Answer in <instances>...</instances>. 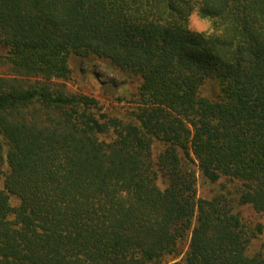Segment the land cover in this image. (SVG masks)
Returning <instances> with one entry per match:
<instances>
[{"label":"trees","instance_id":"trees-1","mask_svg":"<svg viewBox=\"0 0 264 264\" xmlns=\"http://www.w3.org/2000/svg\"><path fill=\"white\" fill-rule=\"evenodd\" d=\"M0 46V264H264V0H0ZM72 56L142 80L134 122L64 92Z\"/></svg>","mask_w":264,"mask_h":264},{"label":"rangeland","instance_id":"rangeland-1","mask_svg":"<svg viewBox=\"0 0 264 264\" xmlns=\"http://www.w3.org/2000/svg\"><path fill=\"white\" fill-rule=\"evenodd\" d=\"M189 29L195 33L212 34L214 23L203 19L198 13H193L189 19ZM7 52L0 46V76L8 73V68L3 65L2 56ZM71 70L67 80H59L56 83L63 88L68 95H80L94 99L98 102L99 110L96 114H105L109 118L118 119L124 123L134 122L135 114L139 106V90L142 80L128 72H123L114 67L111 62L97 57L81 58L72 56L69 60ZM203 95L207 98H215L218 93L212 83H207L203 88ZM198 196L201 199H211L223 188H227L235 198L238 194L239 183L223 178L217 184L207 182L202 174L197 172ZM163 188L164 185L160 184ZM13 207H18L19 202L12 198ZM243 221L249 227L262 228L263 232L251 244L249 253H264V214L256 213L251 207L242 206L236 208ZM14 220L13 217L10 218ZM189 251V238L179 246V256L175 260H183Z\"/></svg>","mask_w":264,"mask_h":264}]
</instances>
